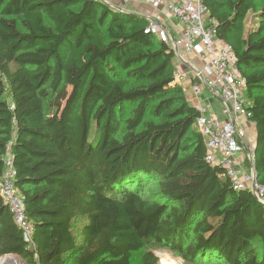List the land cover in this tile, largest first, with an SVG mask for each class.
<instances>
[{"label":"trees","instance_id":"16d2710c","mask_svg":"<svg viewBox=\"0 0 264 264\" xmlns=\"http://www.w3.org/2000/svg\"><path fill=\"white\" fill-rule=\"evenodd\" d=\"M202 2L245 78L244 167L264 184V0ZM148 24L103 0H0V178L9 145L33 226L27 242L0 194V258L134 264L155 242L190 264H264V201L206 161L176 53Z\"/></svg>","mask_w":264,"mask_h":264},{"label":"built area","instance_id":"2783aa9c","mask_svg":"<svg viewBox=\"0 0 264 264\" xmlns=\"http://www.w3.org/2000/svg\"><path fill=\"white\" fill-rule=\"evenodd\" d=\"M131 1L134 0H122L124 4ZM144 1L155 8H162L182 25L178 35L171 38L163 21L153 18L149 19L147 32L173 48L175 53H194L201 60V67L193 76L200 83L192 84L193 94L198 95L202 86L207 87L222 101V112L232 117L220 119L209 114L202 104L195 106L199 111L196 128L206 139V161L222 168L223 177L229 179L234 190L247 189L264 201V184L258 182L252 165L248 169L244 167L245 159L253 156L254 145L250 141L244 142L246 132L236 119L250 117L248 107L251 101L245 96V78L236 65L232 47L218 37L216 22L209 17L202 0ZM173 76L178 84L185 80V75L179 70ZM2 160L5 170L0 178V194L14 221L22 229L24 239L31 242L33 226L25 215L22 197L14 185L15 171L9 145Z\"/></svg>","mask_w":264,"mask_h":264},{"label":"crops","instance_id":"0c3cea01","mask_svg":"<svg viewBox=\"0 0 264 264\" xmlns=\"http://www.w3.org/2000/svg\"><path fill=\"white\" fill-rule=\"evenodd\" d=\"M103 1L115 7L124 8L138 13L144 17H147L148 19L156 18L159 19L158 21H163L171 38L178 35L182 29V25L179 24L175 18L170 17L166 11H164L162 8H155L144 0H134L128 4H124L122 0ZM246 25H248V23H246ZM174 63L177 66V70L185 75V80L180 82V85L185 90L187 99L193 106H197V104L200 103L206 107V110L209 114L220 119H232L231 115H226L222 112V101L207 87L202 86L198 95L193 94L192 84L200 83L198 79L193 78L196 69L201 67V60L198 56H196L194 53L184 55L182 52H178L174 58ZM236 121L246 132L247 138L244 139V142L250 141L254 143L256 138V129L254 124L243 117L237 118ZM245 155L246 154H244V156Z\"/></svg>","mask_w":264,"mask_h":264},{"label":"rangeland","instance_id":"374dc122","mask_svg":"<svg viewBox=\"0 0 264 264\" xmlns=\"http://www.w3.org/2000/svg\"><path fill=\"white\" fill-rule=\"evenodd\" d=\"M248 18H249L248 20H250L251 12L249 13ZM145 250H150L157 256L158 264H162L161 261H162V259H165V258L175 262V264H190V263H187L186 261H184L177 253H175V252L171 251L170 249H168L167 247L160 245V244H157L155 242H151V243L147 244L140 251L135 252L133 254L132 259H133L134 264H136L138 262L140 253L142 251H145ZM7 258L13 259L12 261L13 262L16 261L17 264H25L23 259L16 254H9V255L3 256L0 258V261L1 260L3 261ZM7 264H11V263L7 262Z\"/></svg>","mask_w":264,"mask_h":264},{"label":"bare ground","instance_id":"6f19581e","mask_svg":"<svg viewBox=\"0 0 264 264\" xmlns=\"http://www.w3.org/2000/svg\"><path fill=\"white\" fill-rule=\"evenodd\" d=\"M12 260H13V259H10V258H7V259H5V260H3V261L1 260V261H0V264H7V262H10L11 264H17L16 261L13 262ZM161 262H162V264H175V262H173V261H171V260H168V259H166V258H165V259H162Z\"/></svg>","mask_w":264,"mask_h":264},{"label":"water","instance_id":"95a60500","mask_svg":"<svg viewBox=\"0 0 264 264\" xmlns=\"http://www.w3.org/2000/svg\"><path fill=\"white\" fill-rule=\"evenodd\" d=\"M116 8H118V7H116ZM121 10H125L124 8H121Z\"/></svg>","mask_w":264,"mask_h":264}]
</instances>
